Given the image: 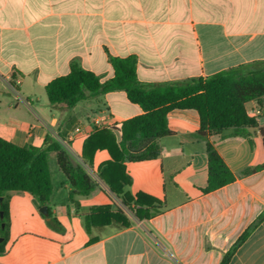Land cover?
Wrapping results in <instances>:
<instances>
[{
  "label": "crops",
  "instance_id": "1",
  "mask_svg": "<svg viewBox=\"0 0 264 264\" xmlns=\"http://www.w3.org/2000/svg\"><path fill=\"white\" fill-rule=\"evenodd\" d=\"M128 57L137 59L144 84L185 83L263 61L264 0H0V138L40 148L51 135L98 185L71 201L72 187L52 153L47 207L60 228L50 226L30 193L6 192L0 264H222L228 255V264H264V120L249 129L252 143L231 129L210 137L235 180L205 192L200 117L171 111L174 135L160 139V156L126 163L132 180L126 191L160 201L149 219H138L99 179L107 151H98L92 165L83 160L84 141L95 128L119 127L144 111L124 91L52 109L46 86L75 64L107 81L112 60ZM263 101L249 102L248 115ZM108 205L123 209L130 227L88 233L92 208Z\"/></svg>",
  "mask_w": 264,
  "mask_h": 264
},
{
  "label": "trees",
  "instance_id": "2",
  "mask_svg": "<svg viewBox=\"0 0 264 264\" xmlns=\"http://www.w3.org/2000/svg\"><path fill=\"white\" fill-rule=\"evenodd\" d=\"M112 67L113 78L103 81L75 64L68 75L56 78L46 86V94L50 107L56 109L62 105L74 108L90 95L124 91L131 103L142 108V115L123 122L119 127L95 128L85 139L82 150L83 160L89 165L98 151L109 153L110 160L99 168V179L126 209L138 219H149L152 216L150 209L160 205V201L153 197L145 194L132 196L126 191L132 184L126 163L160 156V139L174 135L168 128V114L173 110H193L200 117L198 136L206 141L208 155V186L204 191H216L235 180L210 137L231 129L234 136L253 142L249 129L257 128L259 121L248 115L246 105L264 97V60L179 84L140 82L135 57L113 59ZM52 153L56 154L58 167L72 187L71 201L76 203V197L88 196L98 186L85 168L73 161L62 142L51 135L40 148L18 147L0 138V235L6 233L9 217L6 192L30 193L40 207L49 205L54 189L50 170ZM260 168L264 169V165ZM47 218L52 228H60L50 211ZM2 224H5L4 228ZM130 225L123 209L113 211L109 205L92 208L85 219L88 233L94 228L113 226L123 229ZM2 245L0 243V252L3 251ZM230 256L222 264H228Z\"/></svg>",
  "mask_w": 264,
  "mask_h": 264
},
{
  "label": "built area",
  "instance_id": "3",
  "mask_svg": "<svg viewBox=\"0 0 264 264\" xmlns=\"http://www.w3.org/2000/svg\"><path fill=\"white\" fill-rule=\"evenodd\" d=\"M252 118H256L259 122L261 120H264V101L257 105V107L251 112V115H249ZM99 121H95V124H99ZM77 134H87L86 131L83 130V128H77L76 129Z\"/></svg>",
  "mask_w": 264,
  "mask_h": 264
},
{
  "label": "water",
  "instance_id": "4",
  "mask_svg": "<svg viewBox=\"0 0 264 264\" xmlns=\"http://www.w3.org/2000/svg\"><path fill=\"white\" fill-rule=\"evenodd\" d=\"M41 213L44 215V216H48L49 215V211H48V207H42L41 208ZM5 227V224H2V228H4Z\"/></svg>",
  "mask_w": 264,
  "mask_h": 264
}]
</instances>
